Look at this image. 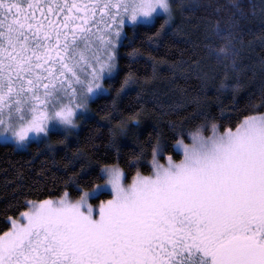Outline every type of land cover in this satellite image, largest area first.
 Wrapping results in <instances>:
<instances>
[{
  "label": "snow or ice",
  "instance_id": "1",
  "mask_svg": "<svg viewBox=\"0 0 264 264\" xmlns=\"http://www.w3.org/2000/svg\"><path fill=\"white\" fill-rule=\"evenodd\" d=\"M157 7L170 14L173 5L0 0V115L7 108L19 118L0 120L3 132L23 142L50 121L72 125L74 110L102 87L101 72L111 71L124 15L135 21ZM188 137L191 144L176 141L183 158L166 165L154 145L151 175L137 173L131 184L102 169L112 198L95 215L90 193L27 201L0 234V264H264V113L223 132L205 119Z\"/></svg>",
  "mask_w": 264,
  "mask_h": 264
},
{
  "label": "trees",
  "instance_id": "2",
  "mask_svg": "<svg viewBox=\"0 0 264 264\" xmlns=\"http://www.w3.org/2000/svg\"><path fill=\"white\" fill-rule=\"evenodd\" d=\"M172 5L150 25H125L118 71L75 129L50 132L25 150L0 144V234L27 201L65 193L74 201L102 184L103 167L117 166L126 182L149 175L154 145L164 150L161 161L179 160L176 141L188 143L205 119L223 132L264 113V0Z\"/></svg>",
  "mask_w": 264,
  "mask_h": 264
},
{
  "label": "rangeland",
  "instance_id": "3",
  "mask_svg": "<svg viewBox=\"0 0 264 264\" xmlns=\"http://www.w3.org/2000/svg\"><path fill=\"white\" fill-rule=\"evenodd\" d=\"M173 1L174 0H171V2H173ZM85 2H87V0H85ZM125 2H126V0H125ZM137 2H139V0H137ZM171 13H172V10H171V12L169 14V13H165L163 11V9L157 7L156 11L150 17L138 16L135 21L130 20L128 18V14H125L124 15V23L121 26L120 36L115 39L114 46H113L112 49H110V51H112V54H113V59L111 61V65H112L111 71H109L107 69H104L101 72L99 84H101L102 87L101 88H98V89H94L92 93H88V99H87V105H86V107H80V108H76L74 110V114H73V117H72V120H73V124L72 125L63 124L59 120L50 121L49 124H48V127H47L46 132L39 133V134L34 133V132H30L28 138L25 141H23V142H17L15 140V138L11 136V133L10 132L9 133H4L3 132V129L0 128V144H11L17 150H25L27 148L28 144L31 143V142L40 143V142H43V141H47L50 132H65L68 129H75L76 128V124L79 122V120H76V118H78L79 116H82V117L89 116V113H90L89 112L90 111L89 110L90 109L89 108V104L96 97H98V96H100L102 94H105L107 92V87L104 84L105 80L114 77L116 75L117 71H118V65H117L118 52H117V49H118V46L120 45V43L122 41L125 25L126 26H134V25H137V24H148V25H150V24H152L154 22V20L156 19V17H158V16L168 17V16L171 15ZM97 47H98V45L94 43L93 44V50H95ZM87 55L88 56H91V52L87 53ZM103 55H104L103 52H101V56L102 57H103ZM93 63H95V61H93ZM97 67H99V66L97 65ZM78 91H79V89H78ZM63 102L64 103H67L68 102V98L67 97H64L63 98ZM49 107H51V105H49ZM2 114H3V112H2ZM28 118H30V117H28ZM0 120L12 121V122H15V123L19 124V119L16 118L15 116L11 118L9 116V114L2 115V116L0 115ZM210 134H211V132H210ZM191 143H192V141L190 139V141L188 143H185V144H191ZM174 150H175L176 153L180 154L181 158L179 160H181L183 158V149L180 148L177 144H175L174 145ZM167 157H169V156H165L164 159H163V161H161L159 159V154H158L157 157H156V159L159 161L160 164H165L166 165L167 162H168L167 161ZM179 160H177V161H179ZM152 161H153V157H152ZM152 161H151V167H152ZM107 167L118 169L122 173V183H124L125 185L132 183L133 179L130 182H126L125 181L123 172L117 166L112 165V166H107ZM104 168L105 167H103L102 169H104ZM151 173H152V169H151ZM151 173L149 175H151ZM102 174L104 176V182L102 184L97 185V186H95L93 188V189H97L96 191H93V189H92L90 191L83 192V193H90L89 196L87 197V204L91 205L93 207V209L95 210L94 211V215L96 214V212H98V206H99V204H100L101 201H99V202H93L92 201L93 199H96L102 193H108L110 195V197L108 199H111L112 198L111 185H108L106 183L107 182V179H108V176H107V174L104 171H102ZM142 176H148V175H142ZM64 196H65V194H63L61 197H64ZM61 197H59V198H61ZM80 197L77 200L71 201L68 198V195H67V198L71 202L78 201L80 199ZM59 198H57V199H59ZM108 199H105L103 201H107ZM10 227H11V224H10Z\"/></svg>",
  "mask_w": 264,
  "mask_h": 264
},
{
  "label": "flooded vegetation",
  "instance_id": "4",
  "mask_svg": "<svg viewBox=\"0 0 264 264\" xmlns=\"http://www.w3.org/2000/svg\"><path fill=\"white\" fill-rule=\"evenodd\" d=\"M2 112H3L2 115H7V114H8V109H7V108H4V109L2 110ZM2 115H1V116H2ZM14 116H15L16 118H18V115H13V116H11V118L14 117ZM9 119H10V118H9ZM18 119H19V118H18ZM7 120H8V119H7Z\"/></svg>",
  "mask_w": 264,
  "mask_h": 264
}]
</instances>
